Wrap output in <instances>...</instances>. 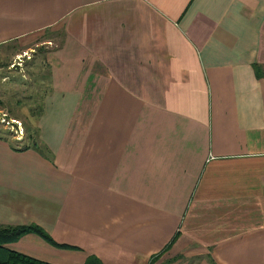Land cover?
<instances>
[{"label": "crops", "instance_id": "0c3cea01", "mask_svg": "<svg viewBox=\"0 0 264 264\" xmlns=\"http://www.w3.org/2000/svg\"><path fill=\"white\" fill-rule=\"evenodd\" d=\"M10 44L48 85L33 134L0 135V225L64 247L8 249L264 264V0H0Z\"/></svg>", "mask_w": 264, "mask_h": 264}, {"label": "rangeland", "instance_id": "374dc122", "mask_svg": "<svg viewBox=\"0 0 264 264\" xmlns=\"http://www.w3.org/2000/svg\"><path fill=\"white\" fill-rule=\"evenodd\" d=\"M40 48L33 45L19 55L14 54L20 51L18 44L0 50V135L8 132L14 142L33 134L34 118L47 90L48 69L40 60L44 53Z\"/></svg>", "mask_w": 264, "mask_h": 264}, {"label": "trees", "instance_id": "16d2710c", "mask_svg": "<svg viewBox=\"0 0 264 264\" xmlns=\"http://www.w3.org/2000/svg\"><path fill=\"white\" fill-rule=\"evenodd\" d=\"M8 132H4L2 138L7 140L6 135ZM34 146V140H28ZM34 233L42 238L47 243L55 247H64L55 243L51 237L40 227L36 225L29 226H3L0 225V264H49L32 257L26 256L19 252L8 249L5 245L16 241L21 235L25 233ZM84 264H101V262L94 256L88 257Z\"/></svg>", "mask_w": 264, "mask_h": 264}, {"label": "built area", "instance_id": "2783aa9c", "mask_svg": "<svg viewBox=\"0 0 264 264\" xmlns=\"http://www.w3.org/2000/svg\"><path fill=\"white\" fill-rule=\"evenodd\" d=\"M15 123H17V122H15Z\"/></svg>", "mask_w": 264, "mask_h": 264}]
</instances>
